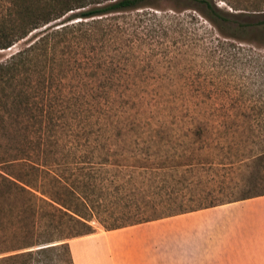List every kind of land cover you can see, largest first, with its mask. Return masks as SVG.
<instances>
[{
	"label": "trees",
	"instance_id": "1",
	"mask_svg": "<svg viewBox=\"0 0 264 264\" xmlns=\"http://www.w3.org/2000/svg\"><path fill=\"white\" fill-rule=\"evenodd\" d=\"M191 1L223 37L218 42L224 47L222 51H227L222 58L230 71L236 73L240 68L245 73L240 80L246 88L257 87L255 102L262 103L261 108L187 111L182 127L175 128L159 116L163 109L158 107V94H134L142 82L115 76L132 63L131 57H119L121 49L103 54L97 61L88 54L80 61H71L65 57L70 45L59 49L71 40L90 39L94 26L141 8L145 0H0V7L6 4L0 16V50L43 28L24 48L0 62V131L11 132L22 122L24 140L22 157L7 146L0 153V264H29L34 255L55 249L65 250L73 264L69 242L64 241L93 233L92 199L86 192L69 187L63 174H58L72 170L67 159L70 155L87 165L79 169L89 171L93 187L101 176L102 182L121 176L126 186L136 184L140 176L146 187L143 198L148 200L136 206L139 210L130 207L122 217L111 220L112 225L120 220L135 222L104 226L106 231L234 202L186 205L195 200L186 201L152 186L159 183L157 172L216 170L215 159H208L213 148L203 141L209 122L216 124V130L227 131L226 139L228 134H237L243 144L260 147L261 153L238 161V165L264 160V0H249L253 9L237 13H222L211 0ZM92 4L102 5L87 9ZM58 20L66 22L59 28L49 27ZM111 31L109 27L105 32ZM194 98L190 102L195 105L200 100ZM200 114L206 118L203 123L197 120ZM163 116L180 118L179 114ZM180 132L187 139L176 147L180 148L177 155H159L162 149L158 155L149 152L150 144L165 147ZM218 164L226 166L222 161ZM160 211L167 213L150 218ZM54 241L60 244L33 250Z\"/></svg>",
	"mask_w": 264,
	"mask_h": 264
},
{
	"label": "rangeland",
	"instance_id": "2",
	"mask_svg": "<svg viewBox=\"0 0 264 264\" xmlns=\"http://www.w3.org/2000/svg\"><path fill=\"white\" fill-rule=\"evenodd\" d=\"M93 1L107 3L112 0ZM211 1L222 13L248 12L254 5L250 4L249 0ZM101 5L92 4L87 9ZM195 7L196 2L191 0H145L141 8L116 14L119 16L115 19H108L102 25L94 26L95 34L90 39L71 40V43L61 44L59 49H65L66 44L70 45L65 49V57L71 61H80L85 54L97 61L103 54H114L121 49L123 54L119 57L123 58L124 55L131 57L132 63H129L130 68L115 76L142 82L140 88L134 89V94L142 92L148 95L158 94V107L163 109L159 116L175 128L178 125L182 127L185 120L183 115H186L187 111L208 113L220 109L248 111L251 108H261L262 103L255 102L258 99L257 87L248 85L246 88L244 81L240 80L245 74L240 68L236 73L230 71L225 59L222 58L227 51L223 52L224 47L218 42L219 38L223 37ZM5 10L4 3L0 7V16ZM153 13H157L156 17L152 15ZM64 22L66 20H58L49 27L59 28ZM109 27L112 31L105 32ZM42 31L43 28L32 31L10 48L0 50V62L6 61L11 55L24 48ZM253 37L257 38V36ZM194 97L200 100L195 105L190 102V99L196 100ZM165 113L179 114L180 118L167 119L163 116ZM198 118L197 120L202 123L206 121L205 116ZM209 125V132L205 133L203 141L205 145L213 148L208 159H215L216 170L186 171V168H181L177 173L157 172L156 178L159 183L153 184V188H164L186 201L195 200L194 203L186 205H197L199 201H203L204 205H209L211 202L221 204L264 193V160H248L243 165L237 164L238 161L261 153L260 147L243 144L237 134L232 136L228 134L229 138L226 139L227 131L216 130V124L213 122H209ZM10 130L11 132L0 131V153L5 152L7 146L13 149V153L17 151L18 157H22L24 141L22 122ZM176 138L165 147L160 148L158 145L150 144L147 148L151 154L158 155V150L162 149L159 155L173 157L180 150L176 147L186 141V137H183L181 132ZM199 143L196 147L201 145ZM67 159L72 170L67 172L60 170L58 174H63L62 177L69 187L75 188L80 193L86 192L92 199L95 218L91 219L90 225L93 233L106 231L104 226L110 228L113 225L123 226L135 222V220H120L112 225L111 220L113 221L114 217H122L128 210H139L136 206H143L148 200L143 198L146 187H143L140 176L136 184L128 186L122 183L124 179L121 176L113 182H102L101 176L93 187L87 176L89 171L79 169L87 167L86 164L79 162L83 160L73 159L72 155ZM220 161L226 166L218 164ZM229 163L234 164L229 165ZM14 172L18 174V170ZM180 202L181 200L178 201ZM130 207L132 208L129 209ZM163 213L167 211L157 212L150 218L164 216ZM70 240L72 239L64 242L68 243ZM58 244L59 241L41 244L33 250ZM29 264H70V262L65 250L55 249L34 255L29 260Z\"/></svg>",
	"mask_w": 264,
	"mask_h": 264
},
{
	"label": "crops",
	"instance_id": "3",
	"mask_svg": "<svg viewBox=\"0 0 264 264\" xmlns=\"http://www.w3.org/2000/svg\"><path fill=\"white\" fill-rule=\"evenodd\" d=\"M73 264H264V195L69 242Z\"/></svg>",
	"mask_w": 264,
	"mask_h": 264
}]
</instances>
